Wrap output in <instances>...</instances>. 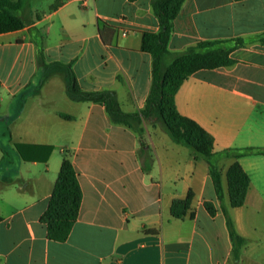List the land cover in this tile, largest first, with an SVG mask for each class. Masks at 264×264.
<instances>
[{
  "label": "crops",
  "instance_id": "1",
  "mask_svg": "<svg viewBox=\"0 0 264 264\" xmlns=\"http://www.w3.org/2000/svg\"><path fill=\"white\" fill-rule=\"evenodd\" d=\"M152 2L90 0L84 7L78 0H30L22 12L27 27L0 35V134L26 140L14 150L0 147V264H264L252 235L264 231L263 156L218 161L224 205L245 239L235 259L202 158L175 144L155 120L117 124L104 105L73 101L61 73L40 84L37 44L46 63L72 66L84 92L112 91L123 113L142 111L153 63L142 36L160 29ZM262 37L264 0H186L174 21L172 54L205 41L246 42L231 53L234 66L196 72L175 97L178 112L214 137L216 153L264 147ZM16 145L38 147L24 148L37 161H23ZM41 146L53 148L46 162L38 161L47 153ZM64 158L74 166L82 203L60 243L40 219ZM236 162L250 178L241 208L230 207L227 192L226 172ZM189 191L190 210L173 218V201Z\"/></svg>",
  "mask_w": 264,
  "mask_h": 264
},
{
  "label": "trees",
  "instance_id": "2",
  "mask_svg": "<svg viewBox=\"0 0 264 264\" xmlns=\"http://www.w3.org/2000/svg\"><path fill=\"white\" fill-rule=\"evenodd\" d=\"M185 1L153 0L152 2V9L159 20L160 29L157 33H144L142 36V50L152 56L153 63L152 86L145 107L139 113H123L112 91L84 92L78 84L72 66L46 63L41 46L37 44L38 63L43 71L40 84H43L51 75L61 73L66 81L68 96L73 101L104 105L117 124L130 125V120H155L167 131L175 144L190 149L197 157L202 158L208 165L216 196L221 203L232 243L233 256L238 259L245 245V239L237 232L229 211L224 205L225 189L218 161L220 158L238 160L248 156L264 157V147L226 149L216 153L214 137L197 122L178 112L175 97L182 85L196 72L234 66L236 62L230 55L236 49L245 47L246 42L241 38L229 41H205L185 52L170 53L168 45L174 31V21ZM29 3L30 0H0V35L27 27L28 22L23 18L22 12ZM261 42L264 43L263 37ZM24 148L38 147L16 145L23 161H37L36 157L25 153ZM40 148L46 149L47 153L38 161L46 162L53 148L44 146ZM226 181L230 207H243L250 187V178L239 163L236 162L228 168ZM193 199L194 193L189 191L185 199L174 200L171 207L172 217L184 218L190 210ZM81 203L82 191L76 171L70 160L64 158L48 209L40 219L41 223L47 227L50 240L63 243L68 239L77 221ZM204 206L210 216H216L217 209L212 202H205Z\"/></svg>",
  "mask_w": 264,
  "mask_h": 264
},
{
  "label": "rangeland",
  "instance_id": "3",
  "mask_svg": "<svg viewBox=\"0 0 264 264\" xmlns=\"http://www.w3.org/2000/svg\"><path fill=\"white\" fill-rule=\"evenodd\" d=\"M16 109V113L17 112H20L21 109H22V106H21V103H19V106L15 107ZM3 110H5V105L3 104V107L0 108V119L2 118L1 115H2V112ZM7 123L5 122L4 123V126L3 127H6ZM159 130H164V128L160 125V127H158ZM3 131H4V128H3ZM20 141H26V140H11L10 137L4 135V134H0V147H9L11 149L14 150V145L15 143L17 142H20ZM185 150H187L188 152H191L192 154V151L188 150L185 148ZM11 156V154L9 155ZM220 167L223 169L224 171V166L220 165ZM13 175L15 176L16 175V171L13 172ZM252 235L254 236L255 239H258L259 240V249L255 251V253L257 255H263L264 253V231L262 230L261 232H258V233H252Z\"/></svg>",
  "mask_w": 264,
  "mask_h": 264
},
{
  "label": "built area",
  "instance_id": "4",
  "mask_svg": "<svg viewBox=\"0 0 264 264\" xmlns=\"http://www.w3.org/2000/svg\"><path fill=\"white\" fill-rule=\"evenodd\" d=\"M78 1L82 4V6L86 7L90 0H78Z\"/></svg>",
  "mask_w": 264,
  "mask_h": 264
}]
</instances>
